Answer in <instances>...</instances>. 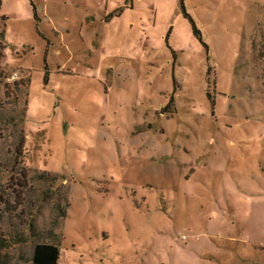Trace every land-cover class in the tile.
<instances>
[{
  "label": "rangeland",
  "instance_id": "obj_1",
  "mask_svg": "<svg viewBox=\"0 0 264 264\" xmlns=\"http://www.w3.org/2000/svg\"><path fill=\"white\" fill-rule=\"evenodd\" d=\"M183 5L0 0V264H264V0Z\"/></svg>",
  "mask_w": 264,
  "mask_h": 264
},
{
  "label": "trees",
  "instance_id": "obj_2",
  "mask_svg": "<svg viewBox=\"0 0 264 264\" xmlns=\"http://www.w3.org/2000/svg\"><path fill=\"white\" fill-rule=\"evenodd\" d=\"M179 5L181 11L184 13V16L193 24L191 17L185 13L183 0H179ZM193 30L197 36H199V32L195 29L193 25ZM3 31L0 32V37H3ZM65 211H61V216L64 215ZM6 245L4 238H0V249ZM59 257V249L58 246L53 242H38L35 243L32 248L31 253V263L32 264H57V260Z\"/></svg>",
  "mask_w": 264,
  "mask_h": 264
}]
</instances>
